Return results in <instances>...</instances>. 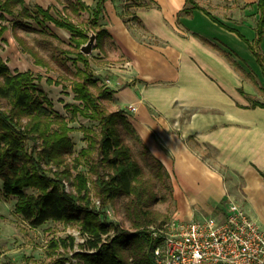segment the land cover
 Listing matches in <instances>:
<instances>
[{"label": "crops", "instance_id": "0c3cea01", "mask_svg": "<svg viewBox=\"0 0 264 264\" xmlns=\"http://www.w3.org/2000/svg\"><path fill=\"white\" fill-rule=\"evenodd\" d=\"M24 1L29 7L38 4L56 11L60 4L58 13H64V0ZM81 1L90 8L96 3ZM126 2L131 0L104 1L99 24L108 34L100 46L94 45L91 54H87L89 66L95 73L93 78L102 79L97 84L112 92L111 99L136 106L135 111H127L126 115L147 151L163 165L172 187L176 215L220 216L226 202L234 200L264 228V178L258 171H264V107L250 106L252 100H258L256 87L264 90V83L258 80V70L252 65L254 55L249 48L250 52H238L226 40L211 37L193 26L191 22L196 19L207 26L210 21L220 25L198 9L190 14L180 12L186 0H154L151 8L129 6L138 19L129 14L124 21L122 11ZM88 16L89 12L81 11L72 20L80 18L87 24ZM5 21L21 47L13 54L15 59H11L13 67L20 68L25 60L26 67L17 71L39 74V82L53 108L66 116V104L79 101L70 80L64 79L65 67L55 62L51 63L53 67L35 62L30 49L45 56V48L40 49L33 37L25 39L19 26H13V17L0 18V25ZM6 25L0 42L6 38ZM227 32L232 42L240 39L235 32ZM193 33L218 44L247 72L241 63L245 61L244 65L251 66L261 82L259 86L254 83L256 79L246 81L243 72ZM66 37L70 38L69 32ZM22 39L29 46L25 51L20 44ZM68 42L74 45L71 39ZM46 51L50 53L52 49ZM73 54V58L71 53L67 54L66 65L73 70L83 67V62ZM105 78L112 83L103 82Z\"/></svg>", "mask_w": 264, "mask_h": 264}, {"label": "trees", "instance_id": "16d2710c", "mask_svg": "<svg viewBox=\"0 0 264 264\" xmlns=\"http://www.w3.org/2000/svg\"><path fill=\"white\" fill-rule=\"evenodd\" d=\"M104 1L96 0L94 7L90 8L81 0H64V13L53 14L50 7L43 8L38 4L29 7L24 0H0V18L6 19L7 15L13 17V26L35 30L33 21L39 25L40 33L47 35L46 22L49 21L70 33V39L74 43L73 50L83 62V67L78 66L73 70L61 56L57 60L71 75V89L76 94L75 99L79 101L68 103L65 107L71 113V118L80 114L98 122V129L81 127L87 146L69 159L73 153V142L69 135L73 127L69 125L66 116L53 109L48 95L38 82L40 76L30 70L12 71L0 55L1 189L5 195L16 197L14 211L31 226H38L47 220L80 224V229L86 236L80 246L85 251H77L75 256L78 260L72 264H146L130 248L132 240L146 244L151 264H154L151 257L153 243L150 239L137 235V232H128L113 221L105 219L89 203L87 175L80 170H76L73 176L71 173L72 169L85 164L96 175L93 184L102 201L119 196L128 198L125 203L126 214L133 226L139 227L156 221V216L148 208L156 199L154 179L146 176L131 146L125 141L123 131L134 135L138 141L141 140L123 110L106 109L103 101L111 100L112 92L97 84L90 70L88 55L80 50L81 45L90 38L89 29L96 33L95 47L100 46L103 37L108 34L99 24ZM127 5L151 8L154 0H131ZM185 5L180 12L190 14L194 9L201 10L212 21L235 32L246 42L264 77V55L261 50L264 39V0L256 1L258 18L252 41L236 28L219 20L198 0H186ZM81 11L89 12L87 24L72 20V16H79ZM126 13L131 14L134 20L138 19L136 14L127 9L122 11L124 21H127ZM6 27V24L0 25V39ZM193 35L224 55L235 68L245 72L230 53L218 44L197 33ZM58 50L60 53L71 52ZM30 54L35 62L46 64L37 51L30 49ZM254 83L257 84L256 81ZM239 90L245 94L242 88ZM250 106L264 107V102L254 99ZM142 146L147 151L148 148ZM94 152L97 157L92 156ZM148 157L157 164L158 172L155 175L159 179L163 178V165L149 152ZM258 171L264 178V171ZM66 178L72 185L70 190L64 186ZM111 228L114 229V236H108L104 241L102 235L107 234ZM69 238V244L73 246L74 237ZM60 243L67 246L66 239H56L52 245L59 246ZM130 255L135 256L133 261H130ZM60 261L50 264H64Z\"/></svg>", "mask_w": 264, "mask_h": 264}, {"label": "rangeland", "instance_id": "374dc122", "mask_svg": "<svg viewBox=\"0 0 264 264\" xmlns=\"http://www.w3.org/2000/svg\"><path fill=\"white\" fill-rule=\"evenodd\" d=\"M199 2L204 5V7L207 8L219 20L223 21V23L229 25L232 28H236L249 41H252L254 39L256 34L255 24L258 18L255 2L245 3L243 0H199ZM60 7L61 5L58 4V11L51 10V12L53 14L60 12ZM127 9L129 10L126 2L124 4L123 11ZM125 17H130L129 13H126ZM74 20H76V23H83L80 18L79 20L78 18H74ZM5 23L8 24L9 27L6 31V38H4L2 42H0V55L1 58L7 63V66H9V69L15 72L17 71V69L25 68L26 62L24 60L22 66H19L20 68L13 67L11 59H15V57H13V54H17V51L21 50V47L13 39L10 24L6 21ZM193 23L195 25H193ZM209 23L211 25L207 26L203 21H200L199 19L191 22L193 26H197L196 28H199L203 33H208L211 37L218 36L221 40H226L228 44L232 48H234V50L238 52H242V50L250 52L246 42H244L241 38H238V40H234L232 42L229 38L231 36L230 34H227L229 32H227L225 28H221L217 25H212L211 21ZM32 25L35 30H27L19 27L20 34L23 35L25 39L33 37L34 39H36V41H38V46L40 49L42 48L43 50L45 48L43 52L45 56L41 55L39 52L38 53L41 59L48 65V67H53L51 66V63H59L57 60H59L60 56L64 58L65 61L68 60V53H71V56L73 58V53H75L73 50V44L68 42L70 38L66 37V35L68 34L66 30L59 29L52 22L47 21L46 28L49 34L43 35L40 33V30H38L39 25L37 23L32 21ZM25 39H22L20 43L24 51L25 49H27L26 46H28ZM47 49H52V52H47ZM58 49L69 50L71 52L60 53ZM261 50L264 55V39L261 43ZM10 53L12 54L11 56ZM94 58L98 59L95 56ZM97 63L101 64V61L98 59ZM241 63L247 69V72H244L246 81L249 82L255 80L256 76L254 74L255 72H253V68L248 65L246 67V65H244L247 64L245 61H241ZM252 63L253 67L258 70V80H262L264 83V77L260 65L256 62L255 59H253ZM53 75L55 76V73H53ZM93 75H95V73H93ZM70 78L72 77L67 72V74L64 76V79L70 80ZM97 81L100 84L102 82V79H98ZM256 82V86H259V84L261 83L258 82L257 79ZM255 90L256 98L264 102V90L262 89V87H256ZM103 104L109 111L123 110L124 113H128L126 111L129 106L128 104L119 103L114 99L108 101L104 100ZM66 119L69 121V125L73 127V130H71L69 133L70 138L73 142V153L69 157L70 159L74 157L82 147L87 146V139L84 137L81 127L85 126L98 129V122L96 120L94 121L85 118L80 114L76 115L74 118H71L70 112H68V114L66 115ZM123 136L125 141L131 146L133 154L138 160V163H140V165L145 170L147 174L146 176H151L154 179L156 199H154L150 203L148 208L150 209V211H152V215L156 216V221L150 224L141 225L139 227L133 226L132 221L126 214L125 203L128 201V198H126L125 196H119L112 200H108L105 202L102 201V198L98 196V193H96V189L93 184L96 175L89 171L87 165L85 164L79 165L77 169H72L71 173L73 176L76 173V170H80L87 175L89 187V203L96 211L100 212V214H102L105 219L113 221L115 225H119L128 232H137V235H140V231L144 230L145 228L147 229L148 226L162 225L165 222L169 221L173 216H175L177 212L176 203L172 197V187L168 176L164 174V171L163 178L159 179L158 176L155 175L158 172L157 164L152 162V160L148 157V152L144 150L142 142L138 141L134 137V135L128 134L125 131H123ZM92 156L97 157V154H95L94 152L92 153ZM69 162L71 163L72 161L69 160ZM49 174L52 175V172L49 171ZM64 186L67 190L72 189V185L69 183V180L67 178L64 181ZM27 191L30 190L28 189ZM15 201L16 197L7 196L2 192L0 180V263L7 262L10 264H50L55 263L57 260H61L60 262H63L64 264H68L69 262H71L72 264L78 260V257L75 256V253H77V251H85V249H83L80 244L86 238V236L80 229V224L47 220L38 226H31L29 223H27L26 220H24L19 214L14 211ZM69 235L74 237L73 246H70L69 244ZM108 236L110 238L114 236V229L111 228L107 234H103L102 239L106 241V238ZM56 239H66L67 246H64L61 243L59 246L52 245V242ZM130 248L135 252V256L137 258H140L139 260L146 262V264H151L150 255L145 243H137L136 240H132ZM135 256L130 255V261H133V259H135Z\"/></svg>", "mask_w": 264, "mask_h": 264}, {"label": "built area", "instance_id": "2783aa9c", "mask_svg": "<svg viewBox=\"0 0 264 264\" xmlns=\"http://www.w3.org/2000/svg\"><path fill=\"white\" fill-rule=\"evenodd\" d=\"M135 110L129 105L126 111ZM140 233L153 243L154 264H264V228L234 200L220 216L175 215Z\"/></svg>", "mask_w": 264, "mask_h": 264}, {"label": "water", "instance_id": "95a60500", "mask_svg": "<svg viewBox=\"0 0 264 264\" xmlns=\"http://www.w3.org/2000/svg\"><path fill=\"white\" fill-rule=\"evenodd\" d=\"M89 37L90 38L80 47V50L85 54H90L96 44V33L94 31L90 32Z\"/></svg>", "mask_w": 264, "mask_h": 264}]
</instances>
